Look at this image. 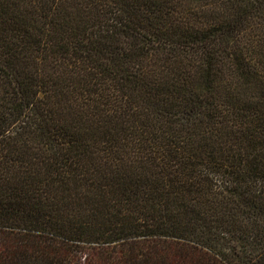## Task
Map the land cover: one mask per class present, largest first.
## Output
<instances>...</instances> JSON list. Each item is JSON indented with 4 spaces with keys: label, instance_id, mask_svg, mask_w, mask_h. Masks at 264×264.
<instances>
[{
    "label": "trees",
    "instance_id": "obj_1",
    "mask_svg": "<svg viewBox=\"0 0 264 264\" xmlns=\"http://www.w3.org/2000/svg\"><path fill=\"white\" fill-rule=\"evenodd\" d=\"M0 264H264V0H0Z\"/></svg>",
    "mask_w": 264,
    "mask_h": 264
}]
</instances>
